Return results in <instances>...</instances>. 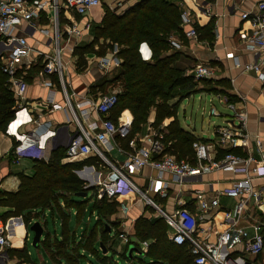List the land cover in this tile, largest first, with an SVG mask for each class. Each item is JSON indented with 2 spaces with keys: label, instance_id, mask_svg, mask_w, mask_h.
<instances>
[{
  "label": "crops",
  "instance_id": "crops-1",
  "mask_svg": "<svg viewBox=\"0 0 264 264\" xmlns=\"http://www.w3.org/2000/svg\"><path fill=\"white\" fill-rule=\"evenodd\" d=\"M42 1L49 2L50 0ZM63 1L64 0H59V4ZM140 1L141 0H117L120 4L116 7L114 5L115 0H102L100 6L93 8L89 14L84 16L65 11V9L62 8L60 9V27L62 29L63 27H76L80 31L79 36L74 35L73 37H69L70 44H66L65 40L62 44L64 49L63 60L65 63H68L63 72V81L66 85L65 90L62 82H60L58 76L55 74L43 77L39 74L40 70L31 76L30 81L25 78L27 83L25 96L29 106H32L31 108L34 118H39V123L46 124L59 133L55 140L49 142L44 160L48 161L53 151L59 148L66 149V141L64 140L67 135L69 136L74 133L75 130L74 124L69 123L71 120V111L68 109L53 110L47 105L46 102L48 100H54L56 104L64 106L67 96L70 99L71 104L75 105L92 95L116 94V91L111 92L112 88L110 86L106 88V93L104 91L95 92L93 90L102 79L109 80L110 77L119 70V68L112 67L105 70L101 65L103 59L108 60L111 57L110 51H108L104 57H97L94 54L86 55L87 65L84 69L79 68L77 64L78 57L75 55L76 48L84 47L93 41L94 30L101 24L104 16V8L102 4L105 3V5L111 10L116 9L117 13H122L135 6ZM259 1L260 0H215L211 4V10L208 16L200 6L204 5L205 2L203 0H181L183 14L187 13L189 17L193 19L197 18L198 24L201 27L208 25L211 27V39L209 40L208 36L200 38L199 35L197 36V39L188 38L186 32L190 28L189 25L182 26L184 28L185 41H181L178 36L173 38L180 45L178 50L183 52L180 58L175 62V68L183 71L186 76H190L194 67L198 64L210 66L214 71L212 79L201 80V83L198 84L197 92L189 94L180 90L176 91L178 98L173 99L171 103L178 104V121L179 106L182 100L187 98L190 99L197 94L200 96L210 95L222 106H225L227 112H231V115H227L225 113H219L213 108L212 110L216 111V115L210 113L209 116L218 117L222 119L224 123L217 124V122H212L211 130L201 129L202 135H199L198 132L195 131V127L193 130H186L182 127L179 121L181 128L193 134L198 141L209 144L211 156L216 161L223 159L228 153H232L240 158H252L254 160V162L249 165V172L253 177V189L260 195V200L256 203L254 198H251L245 215L239 219V226L245 228L251 236L254 234L252 228L254 225L262 223L264 229V172L263 175L253 174L254 169L258 167L262 168L264 171V82H261L257 78L255 72H246L243 69V66L250 64L254 60V54L251 50L244 47L241 35L246 32L249 27L247 21L243 20L242 14L256 9V5ZM53 19L54 11L51 8H47L46 12H43L41 16L36 19V22L44 28H52ZM50 31L53 30L50 29ZM47 39L48 37L37 32L33 39H29V44L36 50L47 52ZM72 49L74 52H72ZM29 72L26 76L29 75ZM202 81H207L208 84H202ZM48 82L51 83V86L47 85ZM238 114H241L246 118L245 124H241L242 122L239 119ZM121 116L124 118L128 117L129 119V111H124L119 117ZM155 117L156 113L153 110L149 116L147 125L140 132L135 134L140 140L138 141V146H148L143 139H145L151 129H157L153 126ZM173 120V118L164 120L159 127L162 132L167 133L165 128ZM34 127L37 128V126L29 125L24 127L23 130L29 132V130H33ZM222 129H230L238 134H243L244 138L247 139V144L234 148L227 144H220L218 132ZM122 141L123 140H117L112 142L113 147L110 148L109 153L106 155L108 159L116 165H121L125 161L127 157L126 153L129 151L128 146H124ZM18 146L19 145L14 142L12 138L4 133H0V194L16 192L20 186V174H24L27 177H33L35 175V157H33V155H36V152L33 150L23 151L20 148H17ZM84 159L87 160L89 158L77 157L74 159H67L65 157L62 160V164L78 163V161ZM193 159L196 161L195 156ZM101 164L102 165H99V167L85 165L81 169L89 174L85 177L86 179H84L83 173L80 176L78 175L79 177L77 176L85 182L86 187L90 184L95 185V183L102 182L110 175V170L104 166L103 162H101ZM192 164L195 165L196 163L194 162ZM77 171H75L76 175ZM245 178V173L239 171L212 170L206 172L199 178L180 185L173 182L168 175H160L148 167L142 169L133 176H130V180L138 189L145 193L147 199H139L138 196H131L128 200L123 199L122 201L126 202L129 206L128 212L124 214L119 206L118 214L112 218V222L114 223L106 224L110 236L112 238L115 237L114 241L118 244L116 249L117 254L121 256L124 250L128 247V244H125L118 236L116 237V234L119 235L123 233L130 238L132 243H138L140 246L142 253L133 251L132 255L137 254L142 256V258L146 257L149 247L154 241L149 240L142 242L138 240L135 236L136 221L140 218L163 219L161 212L170 214L175 210L179 203H183L185 208L192 213L197 214L198 202L195 195L196 191H201L206 200H212L213 198L219 200L220 210L214 212L213 215L209 217V220L203 225L205 230L199 233V236L204 241L215 242L216 234L227 228V225L223 220L224 212L229 210L233 211L241 201V196H227L224 195L223 192L232 188L237 182H240ZM158 179L163 181V183H168L165 197H162L156 192V186H153L151 189V181H158ZM94 188H96V186ZM93 192L94 191L91 192L90 190L87 192L86 197H81L83 200L86 198L91 199V201L88 202L87 207L84 209L83 216L79 217V213L76 209L71 208L69 210L71 215L70 228L77 238L72 248L73 250L81 239L90 235L92 231V221H95L96 224L99 220L97 212L90 211L91 202L96 199L92 196ZM72 197L76 198L79 196L73 195ZM147 200L154 202L157 205V208L149 204ZM61 206H64V202H61ZM11 211L10 208L4 207L0 204V217L5 216ZM39 212V210L36 211V213ZM49 213L50 211H46L44 214H40L39 219H33L29 227L35 222H40L44 229L43 235H45L48 230V222L46 218ZM88 213H90V216L87 217L86 215H88ZM6 223L9 226V236L12 246L7 250L5 264H44L34 262L31 258L29 247L32 235L28 230L27 225L24 224L22 218L11 217L7 219ZM172 232V229L169 228V239ZM98 235L99 234H97L98 250L100 255L102 252L103 257L106 258L109 250L114 246L113 242H110V249H106L107 252L104 253L103 248L98 246L100 242V236ZM52 237L60 239L61 235L56 233ZM243 243L244 238L239 234L234 233L232 242L225 251L226 255L228 254L230 257L242 255ZM145 244H147L146 247ZM130 246L135 247V245ZM24 249H26L29 256V262L27 263L23 262L18 255ZM10 251L14 252L12 253ZM80 254L81 256H85V259L90 256L96 257L101 264H119L113 259L111 260L107 258L105 261L102 258H98L96 255L88 252L85 248L80 250ZM248 259L254 264H264V252L257 257H248ZM83 260L84 259L81 260V264ZM147 261L151 262L152 260L150 259ZM53 263L56 264L55 262ZM62 264L67 263L63 261Z\"/></svg>",
  "mask_w": 264,
  "mask_h": 264
},
{
  "label": "built area",
  "instance_id": "built-area-1",
  "mask_svg": "<svg viewBox=\"0 0 264 264\" xmlns=\"http://www.w3.org/2000/svg\"><path fill=\"white\" fill-rule=\"evenodd\" d=\"M203 1L204 5L200 6L209 16L211 4L215 0ZM59 3V0H50L49 2L0 0V62L16 101L14 115L5 134L19 145L17 148L23 151H35L36 155L33 157L37 159L45 158L49 142L55 140L59 133L50 126L39 123V118H34L32 106H29L25 96L27 89L25 76L31 69L40 66V76L57 75L65 90L63 72L68 63L63 60L62 44L64 40L66 44H70L69 37L79 36L80 31L76 27H63V29L60 27V9L84 16L89 14L93 8L100 6L101 0H64L61 4ZM47 8L54 11L52 28H44L36 22V19L46 12ZM242 18L247 21L249 26L248 30L241 35L243 45L254 54V60L243 66V69L246 72H255L257 78L264 82V0H260L253 11L243 13ZM182 20V26H190L186 36L197 39L198 34L194 28L195 25H199L197 18L193 19L185 13ZM37 32L48 37L47 52L36 50L29 44V39H33ZM171 45L177 50L180 48L179 43L174 39H172ZM72 52H74L73 49ZM118 52L119 47L115 45L114 50L110 51L111 57L108 60H102L101 65L105 70L111 67H120ZM140 54L143 61L151 60L152 53L147 44L140 46ZM213 75V69L204 64L196 65L190 74L196 81L210 80ZM47 85L51 86V83L48 82ZM46 103L53 110L68 109L71 111L69 123L74 124L75 130L64 140L66 141V158H98L110 170V175L104 181L95 183L97 189L92 196L98 200L107 198L109 201H119V197L123 198L131 192L139 199L146 200L145 193L137 188L130 180V176L147 167L160 175H168L173 182L180 185L212 170L245 173L244 180L223 192L227 196H241V201L233 211L224 212L223 220L227 228L216 234L215 242L204 241L199 233L205 230L203 225L209 220V217L220 210L217 198L206 200L201 191H196L197 214L185 208L183 203H179L172 213L161 212V215L173 231L170 236L171 241L178 246L189 245L191 254L194 256V264H254L249 261L248 257H257L264 252L263 224L259 223L252 227L254 231L252 236L245 228L239 226V219L245 215L250 199L254 198L256 203L260 200V195L253 189V177L249 172V165L254 162L252 158H240L234 154H226L223 159L216 161L211 156L209 144L196 141L192 146L196 159V164L193 165L187 160H179L174 155L164 153L166 151L165 133L160 128L151 129L143 139L148 146H138L140 140L136 135L131 137L132 125L128 117L121 116L117 122L109 119L110 112L118 103L117 94L114 93L92 95L75 105L71 104L68 96L64 106L56 104L54 100H48ZM211 114L216 115V111L212 110ZM238 117L241 124H245L246 118L241 114H238ZM16 121L18 123L13 132H10L12 123ZM29 125L37 126V128L34 127L33 130L25 132L24 127ZM218 139L220 144H227L232 148L247 144V139L243 134H238L230 129L220 130ZM117 140H128L129 151L121 165H116L106 156L110 148L113 147L112 142ZM79 172L83 173L84 179L89 175L81 169ZM263 172L262 168L258 167L254 169L253 174L263 175ZM167 185L168 183H163L160 179L151 181V189L156 186V192L162 197L166 196ZM147 201L157 208L154 202ZM119 203L120 210L126 214L128 204L126 202ZM234 233L244 238L243 254L230 257L228 254L226 255L225 251L232 242ZM118 237L125 244L130 243V238L126 234H119ZM11 246L9 226L0 217V264L6 263L7 250ZM146 246L147 244H145Z\"/></svg>",
  "mask_w": 264,
  "mask_h": 264
},
{
  "label": "trees",
  "instance_id": "trees-1",
  "mask_svg": "<svg viewBox=\"0 0 264 264\" xmlns=\"http://www.w3.org/2000/svg\"><path fill=\"white\" fill-rule=\"evenodd\" d=\"M103 8L104 16L101 24L94 30L93 41L75 50L79 68L86 67V55L104 57L117 45L119 47L117 56L121 63L119 70L109 80L102 79L93 89L95 92L105 93L108 86L115 89L118 103L110 112L109 119L117 122L124 111H129L133 137L147 125L153 110L156 113L153 123L155 128H159L164 120L173 118L174 120L165 128L167 133L164 132L166 145L164 153L194 163L192 146L198 139L181 128L177 119L178 104L171 103L177 90L191 94L198 91L197 86L201 83L174 67L183 52L175 49L171 41L175 36L185 41L181 0H141L122 13H117L116 9L111 10L107 5H103ZM194 28L200 38L208 36V39H211L209 25L205 27L195 25ZM142 44H147L151 50L150 61H143L141 57ZM40 70V66L34 67L25 78L30 81L31 76ZM202 84L208 82L202 81ZM15 106L14 94L0 62V133L5 134L13 118ZM122 143L128 146V140H123ZM65 157L66 149L59 148L52 152L48 161L35 158V175L27 177L20 174L19 189L16 192L0 194V204L12 210L1 218L6 222L11 217H19L29 227L33 219H39V215L46 211H50L52 216L58 215L62 228L61 238H53L46 232L43 244L51 260L56 264H62L63 261L67 264H81V260L85 259V256L80 254L83 248L102 258L97 247V234L100 236L98 246L101 248L110 249L111 241L114 245L115 237L110 236L106 224L114 223L112 218L118 214L120 203L117 200L109 201L107 198L91 202L90 211L97 212L99 220L90 235L81 239L73 250L77 238L70 228L69 210L76 209L81 217L88 202L91 201L87 198L77 201L72 197L88 192L85 182L77 177L75 171L85 165L99 167L102 164L98 158H89L81 163L62 164ZM81 174L79 173V176ZM92 191H96V188ZM61 202H64L63 207ZM38 210L40 212L36 213ZM169 228L161 218H140L136 221L135 236L138 240L154 241L146 256L147 260H152L148 264H194V256L189 245L174 244L168 237ZM262 233L264 236V229ZM130 245H135L137 251L142 253L139 244L130 241L121 254V257L129 262L133 260V257L130 259L127 255ZM18 255L23 262H29L26 249ZM102 259L106 261L107 257ZM139 261L148 262L143 259Z\"/></svg>",
  "mask_w": 264,
  "mask_h": 264
},
{
  "label": "rangeland",
  "instance_id": "rangeland-1",
  "mask_svg": "<svg viewBox=\"0 0 264 264\" xmlns=\"http://www.w3.org/2000/svg\"><path fill=\"white\" fill-rule=\"evenodd\" d=\"M119 4L120 2H117V1H115L114 3L116 7H118ZM102 5H105V3H103ZM111 90H112L111 92H115V89L112 88ZM175 98H178L176 93L174 95V99ZM213 108H215L219 113H225L227 115L228 114L231 115V112L226 111L225 106H222L217 100L212 98L210 95L200 96L199 94H197L191 97L190 99L187 98V99L182 100L179 106V114H178L179 121L182 127H184L186 130H193L195 127L196 128L195 131L198 132L199 135H202L201 129L203 128L204 130H211L212 122H217V124L224 123L222 119L218 117L216 118V117L209 116ZM83 161H85V159L82 161H78V162L81 163ZM131 196H136V195L133 192H131L128 195L123 196V198L119 197L120 198L119 202H124L122 201L123 199L128 200L129 197ZM75 200L81 201L83 200V198L76 197ZM86 216L87 217L90 216V213H88V215ZM46 220L48 222L47 233H50L51 236H54L56 233L61 235L62 228H61L59 216L56 215L55 217H53L49 213L47 214ZM91 225H92L91 226V230H92L93 227L95 226V221H92ZM30 233L32 235V239H31L29 251H30L32 260L37 263L54 264L43 244V240L47 233L42 236V240L38 248H35L32 245L34 233L32 232ZM117 247H118V244L115 241L114 246L112 247L111 250H109L108 254L106 255L108 259H111V260L113 259L119 264H148L149 263V262H140L139 260H142V259L147 261V258L146 257L142 258V256L137 255V254H134L132 256L133 260L131 262L126 261L119 254H117V251H116ZM101 256L103 258L102 252H101ZM82 264H101V263L97 260L96 257L90 256L89 258L84 259L82 261Z\"/></svg>",
  "mask_w": 264,
  "mask_h": 264
},
{
  "label": "water",
  "instance_id": "water-1",
  "mask_svg": "<svg viewBox=\"0 0 264 264\" xmlns=\"http://www.w3.org/2000/svg\"><path fill=\"white\" fill-rule=\"evenodd\" d=\"M77 176L79 175V171L76 172ZM79 177V176H78ZM80 180H82L81 178H79ZM95 187L94 184H90L88 187H86L87 191L92 190ZM79 197H86L87 196V192L83 193V194H79ZM28 230L32 233H34V237H33V241H32V245L37 248L40 244L41 241V237L44 234V229L43 226L40 222H35L34 224H32L30 227H28ZM133 251H137V249H135L134 246H130L129 250H128V257L130 259H132V252ZM103 252L106 253L107 250L103 249ZM138 252V251H137Z\"/></svg>",
  "mask_w": 264,
  "mask_h": 264
},
{
  "label": "bare ground",
  "instance_id": "bare-ground-1",
  "mask_svg": "<svg viewBox=\"0 0 264 264\" xmlns=\"http://www.w3.org/2000/svg\"><path fill=\"white\" fill-rule=\"evenodd\" d=\"M17 123H18V121L12 123V125L10 127V132H13V130H14V128H15V126H16Z\"/></svg>",
  "mask_w": 264,
  "mask_h": 264
}]
</instances>
